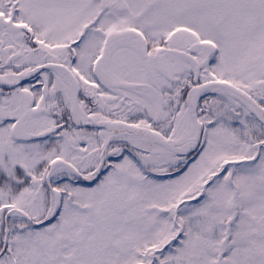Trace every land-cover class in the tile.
I'll return each mask as SVG.
<instances>
[{"label": "snow or ice", "instance_id": "snow-or-ice-1", "mask_svg": "<svg viewBox=\"0 0 264 264\" xmlns=\"http://www.w3.org/2000/svg\"><path fill=\"white\" fill-rule=\"evenodd\" d=\"M0 264H264V0H0Z\"/></svg>", "mask_w": 264, "mask_h": 264}]
</instances>
